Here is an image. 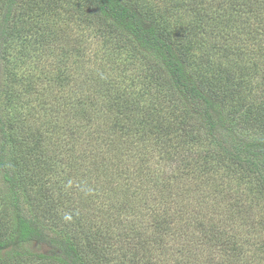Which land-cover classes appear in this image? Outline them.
<instances>
[{"label":"trees","instance_id":"trees-1","mask_svg":"<svg viewBox=\"0 0 264 264\" xmlns=\"http://www.w3.org/2000/svg\"><path fill=\"white\" fill-rule=\"evenodd\" d=\"M35 2L0 0V175L11 211L0 226V264H264V216H256L264 211V44L257 40L253 60L230 42L237 23L241 28L252 18L259 25L248 29L264 36V0H68L81 22L117 36L121 48L143 61L148 72L138 77L144 86L123 96L122 77L111 83L90 75L70 87L71 96L57 90L50 97L44 90L30 114L4 59L21 33L36 34V43L48 40L30 22ZM189 10L191 26L206 36L233 26L213 41L229 53L206 59V68L162 26L167 18L161 14ZM54 66L56 82L65 87L73 70L63 58ZM99 105L104 112L93 111ZM47 126L63 134L53 140L44 134ZM155 134L162 146L196 147L208 170L220 162L227 172L245 174L256 196H225L223 184L216 200L174 196L168 172L178 159L156 152L160 143L146 144ZM68 156L103 187H58L62 200L52 210L46 199L51 188L38 185L37 176L56 173ZM160 160L170 170L159 168ZM221 201L229 204L226 214Z\"/></svg>","mask_w":264,"mask_h":264},{"label":"rangeland","instance_id":"rangeland-1","mask_svg":"<svg viewBox=\"0 0 264 264\" xmlns=\"http://www.w3.org/2000/svg\"><path fill=\"white\" fill-rule=\"evenodd\" d=\"M35 1L34 5L31 6L33 10L30 14L31 18L29 19H31L30 22L34 20V24H37L34 29L39 31L40 36H49L48 40L47 37H45L41 43H36V34L21 33L19 37L7 46L6 58L9 60L4 59V63L6 62L10 69L16 73V85L19 87L21 93L20 102L25 103V111L29 107H32L33 110L29 113L32 114L35 112V109H37L36 105L43 97L42 94L44 90L47 91L50 97L53 96L54 92L57 90H61V92L64 91L66 94L70 95V87L74 88L79 83H83L85 78L90 75H94V78L98 77L100 79L107 77L111 80V83L115 80L116 75L122 77L119 92L124 93H119V95L123 96L135 86H137V88L144 86L143 81H139L140 77H138V74L144 75L148 72L146 65L138 56L134 55L132 52H128L126 48H121V41L117 36L103 35L97 31L98 27L96 25H85L81 22V14L77 12L74 13V11H72V5H67L68 0ZM185 2L186 0H183L184 4ZM188 5V8H190L191 5ZM161 16L167 18L164 19V25L162 26L171 30L178 42L183 41L186 43V48H189V56H192L195 65L199 62L203 68H206V59L213 61L212 56H215L218 57L216 58L217 60H222L225 54L229 53L225 52L223 45L218 47L219 44H214L213 41L215 38L219 39L220 36L223 35L222 32H230L229 30L233 26H230V29H228V27L215 28V30H211L213 32L211 35L206 36L202 30H199V33L198 30L191 26L192 22L194 23V12H192V10L187 11V14L183 12L180 14H171V16L165 12L161 14ZM253 24L255 26L259 25L258 22H253V18L250 19V22H248L246 26L241 28H239L237 23L238 36L235 38L231 33L230 42L233 44V47L240 49L235 50L237 54H240L242 50L245 54V58L254 60V52L256 49H259L256 42L261 39L262 44H264V36H259L257 35V31L248 29V27L254 26ZM244 27L247 29L243 32ZM234 28H236V25ZM239 36L241 38L237 40ZM196 39L203 40L205 43L208 42L209 44H206L204 47L200 45L196 46ZM235 39L236 42H234ZM45 40H47V43H45ZM237 54L235 55L236 58ZM60 58L65 59V62L69 63V67L74 72L71 74V79H68V81L64 83L65 87L58 84L55 78L57 70L54 64H58ZM239 60L241 61V58H239ZM252 86L253 91H256V84ZM152 89H154V87H152ZM152 92L153 91H151V93ZM76 96L77 94H74V97L71 98L74 99ZM97 98L100 100L98 96ZM115 101V97H112L109 102L114 103ZM103 104L104 102L101 105ZM101 105L95 107L93 111L104 112L105 108ZM48 127L49 126L46 127V132L44 134H46V136L48 135L50 138L53 137V140L60 134H63V131L54 133V131L51 130L48 132ZM173 132L174 134L176 133L175 127ZM157 135L158 134H155L152 138L148 139L146 144H151V146H153L160 143L161 145L157 144L155 146L156 152L168 151L178 159V161H174L173 165L171 164V170L168 167H163L161 163L166 162L163 160L159 161L160 165L158 166L159 168H168L170 170L168 175H170L169 180L174 196L187 195L188 192V195L192 197L207 196L208 199L216 200L217 198L215 199L214 196L220 195V192L216 191L217 189L219 190V188H217L219 184H223V188L226 187L225 192L222 193L225 194V196L248 195L246 201H251V198L256 196L253 190H249L252 184L247 182L249 179L245 174L239 171L231 172V170L227 172V169L224 168V164L222 165L220 162L208 170V168H206L207 159H203V157L200 158L196 155V147L186 146L181 149V146H179L176 141L173 142L172 147L162 146L161 140L156 137ZM159 135L161 136L162 134ZM173 136L175 139L176 136ZM142 144L143 143H139V146ZM197 148H199L198 150L200 151L201 148ZM127 149L129 150L130 148L127 147ZM158 157L157 155V158ZM76 162V158L68 156L67 161L59 167L56 173L52 174V172H50V174H46L43 172L38 174L37 177L40 181H37L39 183L38 185L43 183L51 188V191L46 196V199L51 203L50 209L55 210L57 203H61L60 200H62V198L58 196V187L65 188L71 192L72 190L80 191L81 187H86L87 189L92 187H103L101 180L92 177L89 178L79 173L80 169H77L73 164ZM104 163H109V160L105 159ZM117 165L118 161H115L110 168L115 170L117 169ZM119 166L122 167L123 164ZM182 177L183 180H180ZM40 188L41 187L37 188V190ZM3 189L4 184L2 175H0V226L5 225L7 221L11 219L10 208L6 206L5 201L2 199ZM103 193H106V191L104 190ZM232 201L234 202V198ZM225 205L229 206L228 203L224 204L222 201L221 205H218L222 209L221 214L227 213L225 208L228 207ZM263 205L264 202L261 200V206ZM256 216H264V211L258 210V215Z\"/></svg>","mask_w":264,"mask_h":264}]
</instances>
